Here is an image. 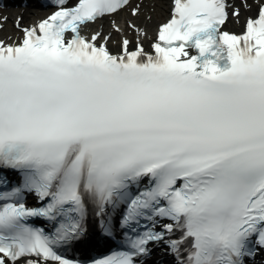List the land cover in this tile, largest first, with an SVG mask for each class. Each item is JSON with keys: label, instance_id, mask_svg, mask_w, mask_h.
Returning <instances> with one entry per match:
<instances>
[{"label": "snow or ice", "instance_id": "1", "mask_svg": "<svg viewBox=\"0 0 264 264\" xmlns=\"http://www.w3.org/2000/svg\"><path fill=\"white\" fill-rule=\"evenodd\" d=\"M128 2L55 0L0 39V185L18 177L0 192V264H74L58 248L86 235L89 208L109 235L122 208L127 229V250L94 264H139L153 243L177 264L264 255V0L240 34L222 30L227 0H173L151 52L82 35Z\"/></svg>", "mask_w": 264, "mask_h": 264}, {"label": "bare ground", "instance_id": "2", "mask_svg": "<svg viewBox=\"0 0 264 264\" xmlns=\"http://www.w3.org/2000/svg\"><path fill=\"white\" fill-rule=\"evenodd\" d=\"M170 0H133L124 9L111 16H105L85 26L87 36L100 32L103 36H110L107 46L111 51H119L123 39H128L129 47L139 42L143 47H150L155 40V33L159 23L168 15ZM229 17L223 30L239 34L243 29L244 19L256 11L257 0H229ZM251 7H245L244 5ZM139 6L138 14L133 15L132 9ZM234 8L240 10L239 17L231 15ZM22 16V25L34 22L38 16L29 11L0 12V39L11 38L16 41L22 32L16 27V20ZM7 17V19H3ZM134 26V27H133ZM119 28V31L116 30Z\"/></svg>", "mask_w": 264, "mask_h": 264}]
</instances>
